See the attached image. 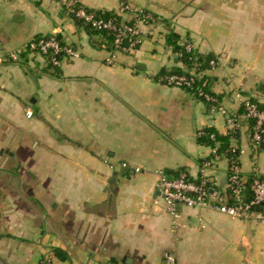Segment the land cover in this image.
Here are the masks:
<instances>
[{"label": "crops", "instance_id": "obj_1", "mask_svg": "<svg viewBox=\"0 0 264 264\" xmlns=\"http://www.w3.org/2000/svg\"><path fill=\"white\" fill-rule=\"evenodd\" d=\"M122 1L155 21L142 24L137 49L107 64L106 35L62 1L0 0V56L52 34L79 54L58 66L27 53L0 62V264H162L168 250L178 264H264V220L179 206L174 229L154 174L199 176L213 148L197 135L204 129L243 149V175L264 177V140L252 142L236 97L264 106V0H80L104 16ZM170 33L209 55L207 85L239 114L238 129L191 92L160 82L164 70H187ZM227 173L217 157L205 171L219 185Z\"/></svg>", "mask_w": 264, "mask_h": 264}, {"label": "built area", "instance_id": "obj_2", "mask_svg": "<svg viewBox=\"0 0 264 264\" xmlns=\"http://www.w3.org/2000/svg\"><path fill=\"white\" fill-rule=\"evenodd\" d=\"M69 9L74 16L85 23L92 30L106 33L110 36V53L105 58L107 64L115 61L116 53H131L141 43V26L155 21L154 15L143 8L133 7L129 3L122 1L116 13L104 16L94 11L85 9L80 0H60ZM123 13H130L131 19L127 20ZM124 17V18H122ZM187 52L194 51L190 42L184 44ZM195 52V51H194ZM39 54L46 56L50 64L60 65L62 57L76 58L78 52L67 44H62L57 35L39 36L33 38L20 46L7 49L4 56L7 60L15 61L22 54ZM211 67L215 66L216 60H209ZM202 71L171 72L167 71L160 74L159 80L167 86L188 89L195 97L204 100L210 104L212 112L219 111L226 118L228 129L234 131L239 127L238 113H229L226 108L220 105L218 98L203 88L206 82L198 84L201 79ZM196 84L199 86L195 87ZM240 100L242 108L241 115L252 122L251 138L255 145H260L264 140V106L250 97H244L236 93ZM28 118L32 117L33 111L28 108L25 111ZM199 136H208L214 139L213 133H207L204 129L199 130ZM230 151L236 153V156L230 159L227 181L222 190L213 186L212 178H209L205 171L214 165V159L217 157L215 148H212V156L202 159L200 163V175L191 178L188 173L179 171L176 175H169L164 170H155L157 177L156 188L163 198L166 209L173 217V227H177V220L180 217L179 206L206 208L211 211L223 213L232 219H254L256 221L264 220V177L259 174L246 176L242 174L239 155L243 153L242 148L231 146ZM122 167H129L125 161L121 162ZM114 167L113 164H109ZM134 171H141L140 167H134ZM217 183V182H216ZM248 183V184H247ZM218 184V183H217ZM247 188V190H246ZM248 193V195H246ZM162 264H178L176 254L173 251H164L162 253ZM40 264H50L49 260L41 261Z\"/></svg>", "mask_w": 264, "mask_h": 264}, {"label": "trees", "instance_id": "obj_3", "mask_svg": "<svg viewBox=\"0 0 264 264\" xmlns=\"http://www.w3.org/2000/svg\"><path fill=\"white\" fill-rule=\"evenodd\" d=\"M71 14L77 21L81 22L79 19H77L74 16L73 13H71ZM104 34L106 35V38L108 39L107 40V42H108L107 44H109V42L111 41L110 36L107 35L106 33H104ZM166 42H167V44H171L173 46V50L174 51H178L179 52L180 58L182 59L184 65L187 67L186 72L187 71L189 72V70H190V72L195 70V72L198 73L199 71H202V70H204L206 68V62H207V60L209 58V55L201 56L200 54H197L194 51L187 52L185 50V46L184 45H177L176 36H174V34H172V33L168 34ZM167 71L179 72L180 73V72H184L185 70H180V69L176 68V69H171V70H164V71L161 72V74H163V73H165ZM198 81H199L198 84H200L203 81L206 82V78H205V75L203 73H202L201 79H199ZM198 84H196L195 87L199 86ZM204 86L205 87L203 89L205 91H208V92L212 93L210 91V89H209V86L207 85V82H206V85H204ZM185 90L190 92L188 89H185ZM241 110H242V108H241ZM251 126H252V122H250V128H251ZM206 132L207 133H213L214 136H215L214 139H210L207 135L206 136H204V135L199 136V139L201 141H203V142H206L207 144L211 145L213 148L216 149L217 158H225L227 160V163H229L230 159L232 157L236 156V153H234V152L232 153V151H230L231 145L229 143V136L228 135H220V134H218V133H216L214 131L212 132L210 130L206 131ZM228 167H229V164H228ZM177 173L178 172H175L174 175H176ZM213 186L215 188H219L221 190L223 189V188H220L219 184H217L216 181H213ZM246 190H247V188H246ZM246 195H248V193H246ZM53 251L55 253H57V254L59 253L58 249H54Z\"/></svg>", "mask_w": 264, "mask_h": 264}, {"label": "water", "instance_id": "obj_4", "mask_svg": "<svg viewBox=\"0 0 264 264\" xmlns=\"http://www.w3.org/2000/svg\"><path fill=\"white\" fill-rule=\"evenodd\" d=\"M262 147H264V144L261 145ZM226 181H227V177H223L222 179H220V186H224L226 184Z\"/></svg>", "mask_w": 264, "mask_h": 264}]
</instances>
